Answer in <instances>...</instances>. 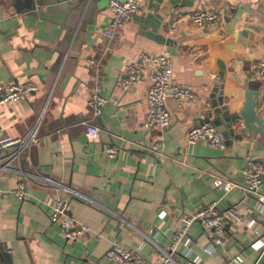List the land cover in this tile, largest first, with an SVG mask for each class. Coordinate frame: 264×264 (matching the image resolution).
<instances>
[{
  "label": "crops",
  "instance_id": "crops-1",
  "mask_svg": "<svg viewBox=\"0 0 264 264\" xmlns=\"http://www.w3.org/2000/svg\"><path fill=\"white\" fill-rule=\"evenodd\" d=\"M108 1L0 0V85L37 87L0 104V136H23L38 126V142L22 153L18 171L0 172V264H106L112 242L155 260L180 216L215 200L221 209L237 204L241 222L226 229L225 245L215 254L194 222L176 263L264 264V209L244 193L242 172L247 158H264V76L255 68L264 56V0H141L107 38ZM207 6L219 10V23L190 24V13ZM162 51L170 55L173 79L198 99L177 107L168 98L169 124L146 130L150 69L128 90L120 81L140 53ZM95 87L106 101L93 120L100 138L89 140L87 100ZM246 92L254 94L263 120L258 131L238 120L222 149L185 143L187 130L204 119L212 101L233 114ZM108 145L117 149L115 158L105 156ZM38 177L88 198H72L68 212L89 227L86 239L67 240L49 221L57 192ZM223 179L235 184L226 194L215 188ZM19 182L23 196L15 193ZM259 192L264 196V178Z\"/></svg>",
  "mask_w": 264,
  "mask_h": 264
},
{
  "label": "built area",
  "instance_id": "built-area-1",
  "mask_svg": "<svg viewBox=\"0 0 264 264\" xmlns=\"http://www.w3.org/2000/svg\"><path fill=\"white\" fill-rule=\"evenodd\" d=\"M141 0H109L107 9L110 14L108 24L103 34L110 38L115 29L123 27L130 17L139 9ZM190 24L200 26H216L219 23V10L207 6L197 7L189 15ZM150 69V83L146 90V108L144 128L150 130L154 126L165 127L169 124L171 116L166 108V101L171 98L177 107L183 106L186 102H194L198 99L197 93L190 87L181 85L173 79V68L170 55L167 51L155 54L139 55V62H129L125 66V75L121 78L120 85L123 90H128L136 82L140 72ZM255 68L264 76V56L259 59ZM33 83L17 84L14 82L0 85V104L12 103L22 96L35 91ZM106 99L95 87L89 94L87 105L91 112V119L85 124V134L89 140H99L100 128L93 120L102 112ZM205 141L213 147L224 148L223 136L216 129L212 121H202L189 128L185 135V143L193 145ZM38 142V126L35 124L23 136H0V172H17L15 164L23 158V152L29 150ZM104 154L108 158L117 156V149L110 145L104 148ZM15 168V169H14ZM17 170V171H16ZM244 175L243 191L246 195L256 196L259 201V208L264 209V196L259 192V186L264 178V158H247L242 168ZM24 178H37L34 174H24ZM47 185H51L57 192L53 206L49 213V221L59 225L64 232V238L74 240L86 239L89 227L77 221L69 212L72 198L87 200L81 194L71 192L68 188L57 184L45 177H38ZM22 181V180H20ZM235 187L230 180H220L215 188L221 194H226ZM23 185L18 183L15 193L18 196L24 194ZM219 200L211 201L199 206L195 211L184 213L180 216V224L168 242L167 248L159 247V256L155 260L148 259L135 250L125 247L118 242H112L105 253L106 264H177L175 255L180 244L185 243L189 227L194 222H199L202 233L209 239L210 248L207 251L215 254L218 248H222L226 241V229L235 230L241 222V215L236 205H228L221 209L218 206ZM116 215V214H114ZM147 238V237H146Z\"/></svg>",
  "mask_w": 264,
  "mask_h": 264
},
{
  "label": "water",
  "instance_id": "water-1",
  "mask_svg": "<svg viewBox=\"0 0 264 264\" xmlns=\"http://www.w3.org/2000/svg\"><path fill=\"white\" fill-rule=\"evenodd\" d=\"M219 67L222 68V71L224 70V65L221 62H218ZM224 72V71H223ZM252 92H246L245 94V100L243 102L241 110L239 112H235L233 114L228 113V107L224 108H217L216 106L221 103L220 100L218 101H212L210 104L209 113L206 114L204 119L202 121L210 120L215 125L216 129L221 133L225 139L228 137V131L230 130V133L233 132V123L238 120H243V125L249 128L250 130L258 131L262 125L263 120L259 119L256 112H255V100H254V94ZM215 115L213 119L211 118L212 115ZM220 115L225 118L226 125L222 124V121L220 120ZM201 121V122H202ZM225 141V140H224ZM6 256V254L4 253ZM8 257V256H6ZM9 262V261H8ZM10 264V263H9Z\"/></svg>",
  "mask_w": 264,
  "mask_h": 264
}]
</instances>
